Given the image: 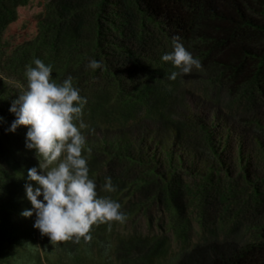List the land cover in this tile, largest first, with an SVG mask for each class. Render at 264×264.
I'll return each instance as SVG.
<instances>
[{"label":"rangeland","instance_id":"obj_1","mask_svg":"<svg viewBox=\"0 0 264 264\" xmlns=\"http://www.w3.org/2000/svg\"><path fill=\"white\" fill-rule=\"evenodd\" d=\"M49 3L50 0H31L21 7L17 21L2 41L0 80L17 98L27 91L26 73L12 75L6 70L7 62L37 37L39 21ZM111 3L115 4L108 9V21H104L101 49L106 72L95 74L96 82L84 88L87 95L84 94L88 98H95L100 90L111 94L104 116L97 118L103 120L102 125L112 121L116 128L93 126L81 129V134L85 137L83 155L87 166H95L94 175L89 178L96 183L98 198L118 202L127 219L123 224L93 225L90 242L83 238L76 242L73 238L52 244L34 227L35 214L31 218L21 215L16 221L23 218L25 227L18 230L17 236L23 243L9 263L180 264L197 247L234 244L244 248L263 243L264 86L233 84L229 75L209 58L206 44L198 40L181 42L201 61L202 68H194L175 81L168 79L179 70L161 57L173 51L172 38L178 35L165 25L144 20L133 0ZM133 31L138 34L136 38ZM78 51L76 45L67 46L55 63L44 53L41 55L45 65L52 67L57 83L77 68ZM163 69L169 70L170 75L162 74ZM148 79L167 83L173 94L167 99L161 93L147 92L146 108L138 116L131 114L125 102L129 98L137 100L131 83L142 86ZM85 116L83 111L81 119H87ZM79 123L76 121L77 126ZM88 148L91 153L87 156ZM117 158L119 172L128 179L130 188L123 195L104 189L113 173L109 164ZM244 167L250 179L243 178ZM175 184L188 191L183 211H176L169 200L168 187H176ZM143 189L150 196H142ZM213 197L219 199L217 227L211 218L217 212L209 213L208 208ZM139 199L142 200L134 206L132 201ZM213 228L218 230L213 233ZM30 229L31 234L27 232Z\"/></svg>","mask_w":264,"mask_h":264},{"label":"trees","instance_id":"obj_2","mask_svg":"<svg viewBox=\"0 0 264 264\" xmlns=\"http://www.w3.org/2000/svg\"><path fill=\"white\" fill-rule=\"evenodd\" d=\"M110 1L113 2V0H50L45 16L39 21L37 37L20 48L6 65V70L12 75L21 74L23 71L26 73L27 66L35 67V59L43 62L41 57L43 53L48 60L55 63L64 48L76 45L79 50V64L76 69H72L69 76L73 78V86L79 90L80 95L87 99V104L83 108L87 119L82 120L87 127L82 131L93 126L109 130L116 128L112 121L106 122L107 125L100 123L103 121L100 118L104 116L105 105L111 101V94L100 90L95 98H88L84 92V88L96 82L95 74L106 72L103 66L95 70L87 66L91 60L102 62L104 21H108V9L115 4ZM133 1L144 20L165 25L186 44L195 40L204 42L209 58H213L215 65L229 75L233 84L240 87L260 84L263 88L264 0ZM30 2L31 0H0V48L6 31L18 19V10ZM132 35L135 38L138 36L136 31H133ZM117 54L121 56V53ZM123 60L124 63L128 62L126 59ZM161 73L170 75V71L166 69ZM144 83L142 86L131 83L137 100L133 102L129 98L125 101L130 107V113L136 116L146 108L144 97L149 96L147 92L161 93L167 96V99L173 94L171 86L165 82L148 79ZM16 99L17 96L10 92L8 85L0 80V117L5 121L0 123V264H10V257L22 247L23 242L17 235L18 230L24 229L25 226L23 218L20 221L16 220L25 207L29 210L33 207L27 199L25 190V184L29 183L27 170L32 167L39 168L35 150L26 148L28 128L22 126L15 133L7 131L16 119L15 114L9 111ZM180 133L183 134V129ZM210 150L215 152L213 147ZM113 160L115 161L109 166L113 170L110 177L116 188L115 192L127 194L130 190L128 179L119 172L118 158ZM94 167L93 164L89 166V176L94 175ZM243 171V178H249L245 167ZM31 183L37 186L35 182ZM175 185L176 187H168L169 200L176 211H183L187 204L188 191L183 185ZM141 193L144 197L151 194L145 189L141 190ZM213 198L214 201L208 202L210 204L208 208L209 213L217 212L211 216L216 226L220 219L219 210L216 209L219 199ZM140 200L142 199L133 200L132 204L140 203ZM159 201L161 204L164 203L162 191ZM240 225L239 223L238 226ZM216 229H212L213 233ZM27 232L31 234L33 231L30 229ZM180 264H264V242L247 245L244 248H237L234 244L229 247L218 245H208L204 249L197 247L185 255Z\"/></svg>","mask_w":264,"mask_h":264},{"label":"clouds","instance_id":"obj_3","mask_svg":"<svg viewBox=\"0 0 264 264\" xmlns=\"http://www.w3.org/2000/svg\"><path fill=\"white\" fill-rule=\"evenodd\" d=\"M173 51L161 59L171 62L176 69L167 78L175 81L178 76L201 69L202 64L194 58L181 37L172 38ZM35 67L26 70L27 91L12 102L9 111L16 119L7 129L15 133L26 127V148L35 150L39 168L27 170L29 183L25 184L26 196L33 206L21 215L36 220L34 227L42 236L50 238L52 244L81 238L90 242L93 225L119 222L127 217L121 212V205L111 198H98L96 183L89 178L87 160L83 155L85 137L81 129L87 127L82 121L83 108L87 99L80 95L69 76L62 83L53 78V70L40 59L34 60ZM102 63L91 60L87 67L95 70ZM76 121H80L77 126ZM0 117V123H4ZM91 153V148H88ZM35 182L39 187H33ZM108 192H115L109 177L104 185ZM43 197V200L40 197Z\"/></svg>","mask_w":264,"mask_h":264}]
</instances>
